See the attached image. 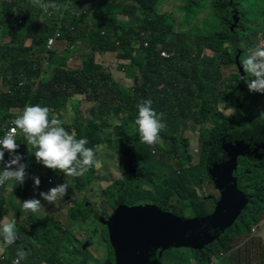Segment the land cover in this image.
<instances>
[{"label": "trees", "instance_id": "16d2710c", "mask_svg": "<svg viewBox=\"0 0 264 264\" xmlns=\"http://www.w3.org/2000/svg\"><path fill=\"white\" fill-rule=\"evenodd\" d=\"M160 1L90 0L82 4L78 0H44L47 4L60 6L59 10L52 7L44 10L34 7L30 0H0V136L8 129L7 119H11L13 113L26 105L37 104L50 109V118L57 114V118L64 121L65 129L72 130L77 139L86 138V146L94 150L95 156H98L99 147L104 142L102 132L108 128L111 130L109 147L113 153L109 151L112 155L105 161L107 166L108 163L113 167L125 166V175L132 171L137 178L138 173L140 182H151L159 171L167 183L166 176L171 174L169 179L174 182L175 198H185L184 202L201 216L206 213L204 202L212 198L198 194L201 182L209 180L206 172L209 152L223 138L230 142L244 138L239 125L232 127L235 120L231 119V113L226 114L223 108L238 111L250 98L253 97L252 103L255 101V93L246 91L239 75L233 80L239 93L221 91L222 72L234 67L236 58L242 55L239 48L248 46L251 38L257 45L258 35L263 33L255 31L250 23H257L258 29L264 31V17L250 18L251 13L243 6L250 0H168L158 10ZM182 5L184 8L179 11L178 18L177 12ZM50 11L52 15H49ZM18 19L21 24H17ZM197 20L200 24H196ZM58 24L62 41L70 42L72 52L76 50L77 41L89 46V53L80 66L68 71L51 70L52 59L57 61L53 53L55 48L47 51L46 64L41 63L47 36L55 31ZM27 41L30 43L26 45ZM227 42L231 43L228 48L225 46ZM145 43L148 46H144ZM161 50L171 53V57H160ZM106 58L115 59L109 60L110 71L104 70ZM116 62L127 70L125 75L133 83L130 87L112 78L111 71L116 68ZM133 68L138 73H133ZM46 74L49 79L44 81L41 77ZM227 80L232 82L231 74ZM22 81L26 82L20 86ZM222 96L226 100L222 101ZM69 98L91 103V106L83 113L74 107L75 117L71 118L67 107L65 109V105L58 104L59 101L67 102ZM141 99L152 100V108L158 114H164L162 123L166 125L159 133L162 142L151 146L149 155L138 131L133 128L138 114L136 105ZM245 107L250 115H254L251 121L256 131L260 129L257 138L262 141L263 118L255 114L251 106ZM188 123H192L198 132L194 146L200 148V159L196 164L192 163L193 139L185 135ZM17 144V154L27 165L28 177L23 184L8 181L0 186V219H15L21 238L4 249L0 264H13L16 252L21 248L29 253L21 264H89V261L95 264L85 252L84 242L80 245L77 238V233L90 231L89 223L98 214L89 210L90 204L71 198L60 212L44 204L43 200V208L39 212L32 213L22 208L23 201L33 197L40 199L39 192H46L64 182L70 185L65 199L71 197L70 192L84 190L86 194V188L88 197H95L97 201L99 190L95 183L99 178L95 162L83 176L68 177L37 163L35 149L30 145L21 144L18 140ZM145 157L148 162L155 161L170 169L154 166L145 171L138 167L146 161ZM8 159L9 153L5 152L4 161ZM243 162V166L253 163L249 159ZM0 170H3V163H0ZM33 176L40 178L38 188L31 179ZM121 183L122 180H115L111 188L104 191L108 207L112 208L117 203ZM261 190H264V184H259L251 204L242 211L250 214L246 234L250 233L251 225L264 219ZM52 212L63 214L68 227ZM150 212L152 210L136 213ZM239 217L241 214L238 220ZM152 225L142 227L144 232L137 231V237L144 239L143 246L152 243L154 247H162L170 242L169 232L160 225L154 224L156 235L152 236ZM235 239L236 234L233 233L221 236L216 242L230 255L219 260L220 264H252L253 259L247 249H232ZM141 249H138V255L149 248ZM184 250H174V264L182 262L181 255L185 264H191L190 256H186ZM192 255L196 256V253ZM115 256L117 264H122V258ZM197 259L200 264H210V259Z\"/></svg>", "mask_w": 264, "mask_h": 264}, {"label": "clouds", "instance_id": "9594fccd", "mask_svg": "<svg viewBox=\"0 0 264 264\" xmlns=\"http://www.w3.org/2000/svg\"><path fill=\"white\" fill-rule=\"evenodd\" d=\"M30 2L34 7L44 10L49 7L56 10L60 8L59 5L55 3L47 4L44 0H30ZM56 35H59V33ZM57 41H62L61 34ZM239 64L243 72L247 74L246 77L240 78L244 79L249 91L264 94V42L248 48L246 54L240 57ZM25 82L22 81L20 86H23ZM136 107L138 114L133 122V128L138 131L140 141L149 146L161 143L159 133L166 127L162 123L164 114H158L152 108L151 99H141ZM15 113H17V116L11 121L12 127L0 136V163H3V170H0V186L5 185L8 181H16L19 184H23L28 177L26 172L27 165L21 162L23 157L17 154L19 148L17 140L21 144L26 143L35 149L34 156L37 163L42 164L47 169L59 171L65 176L81 177L93 166L95 153L92 148L86 146L88 140L86 138L77 139L74 133H70L65 129L63 126L64 121L61 119L50 118L49 108L42 107L39 104L26 105ZM17 133H22L26 141L21 140L19 136L16 137ZM5 152L9 153L7 162L4 161ZM31 179L34 182V186L38 188L40 178L33 176ZM69 188L70 185L66 182L57 184L46 192H39L40 199L33 197L23 201L22 208L24 211L32 213L39 212L43 208L41 200L46 201L48 204L56 205L63 201V198L68 194ZM262 225H264L262 222L253 224L250 233H245L235 239L232 249L236 251H241L240 248L251 250L259 236ZM20 238L15 220L9 221L6 217L0 219V252L15 244ZM244 239H248V241L241 244ZM161 250L163 252L167 249L163 250L162 248ZM174 250L179 249L174 248ZM220 252L227 253L228 251L221 250ZM28 254L22 248L18 249L13 264H21V261L25 260ZM226 257L227 255H220L219 260Z\"/></svg>", "mask_w": 264, "mask_h": 264}, {"label": "rangeland", "instance_id": "374dc122", "mask_svg": "<svg viewBox=\"0 0 264 264\" xmlns=\"http://www.w3.org/2000/svg\"><path fill=\"white\" fill-rule=\"evenodd\" d=\"M78 1L81 2L82 4H84L86 2H89L90 0H78ZM165 1H168V0H161L160 1V4L157 6L158 10H160L162 8L163 3H165ZM243 6H244L245 10H247L249 13H251L250 18L257 19L258 17H264V0H250L249 4H243ZM183 8H184V5L179 7L178 12H177L178 18H179V11L182 10ZM195 9H196V6H195ZM206 14H207V12L205 13V15ZM202 16H204V14L201 15L200 17H202ZM21 22L22 21L20 19L17 20V24H21ZM94 22L97 23L96 20H94ZM196 24H200V22L197 20ZM250 26L253 29H255V31L263 33V36L261 33H259L258 41L260 39V41L264 42V31H260L258 29L257 23H250ZM10 38L11 37L5 39L4 42H7ZM251 39H252V42H250L248 44V46H244V47L239 48L242 55L246 54V50L248 49V47L249 48L254 47V45H255L254 41L255 40L253 38H251ZM64 41H65L67 47H69V45H70L69 42L66 40H64ZM258 41H257V44H258ZM28 43H30V42L29 41L25 42L26 45ZM259 43H261V42H259ZM53 45L54 46L57 45V40L53 43ZM230 45H231V43L225 44V46L227 48L230 47ZM76 55L85 59L86 52L83 49H81V50L76 52ZM239 59L237 60V62L233 68L223 70L222 81H221V83H222L221 91L224 90V91H227L231 94H235L237 92L239 93V88H235L237 86L233 83L234 77H236L238 75L240 77H246V75H247L243 72V69L239 64ZM108 63H109V60L106 59V64H105V68H104L105 71L106 70L110 71L112 68L111 65ZM133 69H134V70H132L133 73H135V72L138 73L137 69H135V68H133ZM115 70L119 71L121 74L120 67H119V64H117V62H116ZM125 71L127 72L126 69H125ZM229 74H231V76H232V82L227 80ZM249 78H251V77H249ZM223 80H227V81L224 82ZM241 81L245 85L246 91L250 92L248 87H247V84L244 81V79H241ZM1 90H2V86L0 87V91ZM254 93H256V92H254ZM245 96H247V93L245 94ZM221 98H222V101H223V99H225L224 96H222ZM254 98H255L254 104H257V105L252 104V102H253V97H252L248 101H246V103L243 106H245V105H248L249 107L251 106V108L253 109V112L255 114L264 118V94L257 93V95H254ZM76 101H77V99L69 98L67 102L64 103L63 101H59L58 104H62V107H63V105H65V109L67 107L66 111H69L70 117L74 118L75 113H76V110L74 107H78V110L83 113L91 106V103L76 102ZM223 112H225L226 114L231 113V119L235 120V122L232 120L233 121L232 127H235L236 124L240 126L241 133L244 136V138H242L243 142L246 145H248L249 147H251V150H253V148H252L253 142L255 140H258V138H257L258 132L255 130L256 126L251 121V118L254 115L248 114V112H245L242 108H239L238 111H233V110L231 111L229 109L223 108ZM57 116L58 115L55 114V115H52L51 117L57 118ZM187 128H188V130L185 133V135L190 136L193 139V142L191 143V150H192L193 155H194L192 163L196 164L200 159V148L197 146H194L198 132H196L197 130L195 129V126L192 123H188ZM69 132L73 133L72 130L71 131L69 130ZM233 133H235V132H233ZM102 137H103L104 142L102 145H100L99 150H98V156H95L94 162H95V168H96L98 178H99L98 179L99 183L109 184V183L114 182L117 178H122V174L119 172V167H113L111 163H108V166H107V168L109 167L108 169H105L103 167H99L102 165L103 162H105L107 160L108 156L112 155L111 153H113V150L111 149V147H109L110 146V139H111V130H108V128L106 130H104L102 132ZM145 145H144L146 147L145 151H147L146 153L149 155L148 152H150L151 146H149L147 144H145ZM108 148H109V150H108ZM96 157H97V159H96ZM145 159H146V157H145ZM154 166L162 167L164 170L170 169L169 166H162L160 163H157L155 161L148 162L147 159L143 163V165H138V167L143 168L145 171L146 170L150 171V168L154 167ZM239 175L242 176V178L237 183V187L244 194H246L249 197V201L251 202L253 200L252 196H253L254 192L257 190V188L259 187V184L260 185L264 184V163H259V164L251 163L248 167L240 169ZM158 178L162 179L163 175L159 174ZM243 185H246V186L243 187ZM205 186H206L205 190L208 193L210 192L214 197L218 196L217 189L213 188L211 185L208 186V184H205ZM244 188L247 190H244ZM146 191H147V185H145V184H144V187L141 188V190H138L137 188H135L129 194V199H131L132 202H135L139 199L153 200L151 195H148L146 193ZM247 191H249V192H247ZM260 194L264 195V190H261ZM69 195H71L70 201L72 198V199H75L77 202H84V203H88L90 205H91L92 201H96L95 197H91L90 199H88V198H86L85 193L83 194L82 192H79V191L78 192L75 191L73 193L70 192ZM2 199H3V197H2ZM4 199L6 201V197H4ZM12 201L15 202V199L12 198ZM44 202H45V204H48L46 201H44ZM48 205L52 206L57 212H60L64 208H66L67 200L65 198H63V201L56 204V205H51V204H48ZM216 209H217V205L215 207V210ZM213 210H214V203L210 200L207 204V212L206 213H211ZM174 211L177 212L178 208L174 209ZM52 214L54 216H56L57 218H59L66 225V227H68L63 214L56 213V212H52ZM185 214L188 217H192L195 215L192 208H190L189 206L186 208ZM12 220H15V219H12ZM235 222H236L235 225H232L230 227L227 234L230 235V234L235 233L236 238L241 237L248 230V225L250 224V214L248 212H242L241 217H239V220L237 219ZM261 222L264 224V219ZM90 224L93 227V230L95 232L98 231V224L96 223V220L91 221ZM77 236H78L77 238L79 240L85 239L84 242H85L86 247L84 248V250L87 251V253L91 257H93V260L99 261L100 263L103 264L104 263L103 256H102L103 252L101 249H98L96 247V245L93 246L94 238L84 237V232L77 233ZM259 236L256 239V240H258L257 243L256 242L254 243L253 247L250 250V253L248 254L253 259L252 264H264V225H262V227L260 229ZM99 239H100V236L98 237V240ZM207 246L208 245H205L202 249H197V250H192V249L190 250V249L185 248V251L187 252V254L185 253V255L190 256L189 259L191 261V264H200V262L197 258L200 259L201 257H203L205 259H211L214 254H217L221 250L219 245H216V244H214L210 247H207ZM3 252H4V250L2 252H0V257H1ZM194 253H196V256L192 255ZM181 256H182L183 260L180 264H185L184 256L183 255H181ZM229 256L230 255H228V257ZM89 264H94V263L89 261ZM95 264H99V263L96 262ZM210 264H220V261L212 262V260H210Z\"/></svg>", "mask_w": 264, "mask_h": 264}, {"label": "flooded vegetation", "instance_id": "af4514ba", "mask_svg": "<svg viewBox=\"0 0 264 264\" xmlns=\"http://www.w3.org/2000/svg\"><path fill=\"white\" fill-rule=\"evenodd\" d=\"M259 42H262V41H260V39H259L258 43ZM227 43H229V42H227ZM246 52H247V50H246ZM254 95H257V94L255 93ZM252 104L257 105L254 103H252ZM240 108H242L245 112H247L245 106H242ZM262 121H264V118L262 119ZM262 129L264 130V127ZM257 131H260V129L257 128ZM257 143L258 142H253L254 146H256ZM228 159L229 158L227 155H220L218 157L217 162L219 164H221ZM246 159L247 158H245V157L239 159V165H238L237 171H235L232 175V177L234 178L236 183H238L240 181V179L242 178V176L239 175L240 169L242 167L245 168V167H248L250 165V162H248V164L246 166H243V163H244L243 160H246ZM253 163L257 164L256 162H253ZM99 167H103L105 169L109 168V167L107 168V164L105 162H103L102 165ZM124 167L125 166L119 168V172L122 174V178H117L116 180H122L121 191H120V196L117 198V203L112 208L108 207L107 203H105V198L103 197V195H104V191L111 188V186L114 184L115 181L112 183H109V184H104V183H99V182L95 183V185L98 186L99 192L97 194V201L91 202V209H89V210L90 211L94 210L98 213L95 216L96 223L98 224V231L95 232L93 230V227L89 223L90 231L84 232V237L94 238L93 246L96 245V247L98 249H101L103 252L102 253L103 260H104L103 264H117L116 256H115V255H117V251L114 247V241L111 238V225H110L109 221L116 214L117 208L119 207V213H120V216L122 217L121 222H120V232H121V234L125 233L122 237V241L120 244V257L123 260L122 264H174V255H173L174 248H169L166 251L161 252L162 251L161 249L163 248V246L157 247V248H152V249L151 248L148 249V246H143L144 239L140 240L137 237V228H135V223L137 221V217H141V216L145 217L149 214L154 215L155 213L161 214V212H162L164 214L176 215L177 220L182 221L183 223H185L186 221H190L192 223V225H194V227L198 228L200 231L205 230V229H210V232H211L213 230V228H211V219L213 218V215L215 214L214 210H215V207L217 205V202L221 198L222 191L218 190L216 188L215 183L209 178H208L209 180L204 179L201 182L200 187L198 188V194L200 196H202L204 194L205 197L211 196L212 198L210 200L214 203V210L211 213H205L201 216H198V215H196V212L193 209V207H191L189 204H186L184 202L185 198H183V199H180V198L176 199L175 198L174 182L171 179H169L171 174H168L166 176V178L168 180L167 183L164 182L165 178H164L163 173H160L159 171H157L155 173L151 182H148V181L140 182L137 180L138 173H137V178L134 176L132 171L130 172V174L128 176H126L124 173ZM220 170H223V169L220 168ZM159 174L163 175L162 179L158 178ZM207 177H208V175H207ZM48 182H51V179H48ZM144 184L147 185L146 193L148 195H151L153 200L139 199L135 202H132V200L129 199V194L135 188H137L138 190H141V188L144 187ZM205 184H208V186L211 185L213 188L217 189L218 196L214 197L210 192L208 193L205 190V188H206ZM84 189L86 190V198L90 199L88 197L89 194L87 193V189L86 188H84ZM82 193L84 194V190ZM247 198L249 199L248 196H247ZM69 199L70 198H66L67 205H68ZM210 200L204 202V204H203L204 212H207V204ZM44 204H45V202H44ZM250 204H251V202L247 205V207ZM188 206L190 208H192V210L195 214L192 217H188L185 214V210ZM176 208H178L177 212L174 211V209H176ZM150 210H152V213L141 214L138 216H129V214H131V213H136V212H140V211H150ZM169 215L167 216V218H169ZM196 219H201V220L204 219V220L200 223V225H197L195 223ZM251 226H253V225H251ZM163 227L164 228L167 227V229H168V227H169L168 219H167V223L166 222L163 223ZM140 228L145 231V228H142V227H140ZM229 229H230V227L224 231L217 233V238L214 239L211 243H209L207 247H210V246L216 244V242L220 240L221 236L227 235V232ZM99 236H100V239L98 240ZM84 240L85 239L80 240V245L84 242ZM247 241H248V239H244L241 242V244H243ZM169 243L170 242L166 243L165 245H169ZM84 244H85V242H84ZM141 246H143V247H141ZM139 248H142L141 250H144V249H148V250H146L143 253H141L140 255H138V249ZM182 249L184 250L185 248H182ZM186 249H188V248H186ZM240 250L245 251L244 248H240ZM85 252H87V251H85ZM185 252L186 251L184 250V254H185ZM220 253L221 252L219 251L217 254H214L210 260H212V262L219 261ZM249 253H250V250H248V254ZM87 255H89V254L87 253ZM91 259H93V257H91ZM95 262L102 264L99 261H95Z\"/></svg>", "mask_w": 264, "mask_h": 264}, {"label": "water", "instance_id": "95a60500", "mask_svg": "<svg viewBox=\"0 0 264 264\" xmlns=\"http://www.w3.org/2000/svg\"><path fill=\"white\" fill-rule=\"evenodd\" d=\"M238 57L236 60H238ZM261 130L263 132L262 141H260V139L254 141L258 143L256 146H254V144L252 145L253 150H251V147L246 145L243 140H234L230 142L228 138H223L218 141L209 152L206 166L207 175L208 178L215 183L216 188L222 191L221 198L217 202V209L211 219V228H213L211 232L210 229L200 231L198 228L194 227L190 221L183 223L177 220L176 215L169 214L137 217L135 224L137 231L144 232L140 227H149L153 224L150 233L152 236H155L156 227L154 224L163 227V223H167L168 219V229L167 227L163 228L170 234V243L169 245H164L163 250L170 247L175 249L188 248L197 250L202 249L205 245H208L216 239L217 233L231 227L250 203L247 196L237 187V183L232 175L237 171L240 158L246 157L250 161L258 163L264 161V130L262 128ZM220 155H227L229 159L219 164L217 160ZM220 168L223 170H220ZM138 215H141V213H136L133 216ZM168 215L169 218H167ZM203 220L204 219H196L195 223L200 225ZM109 222L111 224V238L114 241L117 255L120 256V244L124 234L120 232L121 218L119 208ZM151 246H153L152 243L148 248H151Z\"/></svg>", "mask_w": 264, "mask_h": 264}, {"label": "crops", "instance_id": "0c3cea01", "mask_svg": "<svg viewBox=\"0 0 264 264\" xmlns=\"http://www.w3.org/2000/svg\"><path fill=\"white\" fill-rule=\"evenodd\" d=\"M51 34L52 33H50V35ZM50 35H48L47 37H49ZM69 44H70V42H69ZM75 46H76V50L73 52L70 50L69 47H67L65 41H57V45L56 46L52 45L51 49H48L47 46H45V50L43 51V57L41 58V63L44 64L46 62V57L48 55L47 51L55 48L53 53H54V58H56L57 61L53 62V59H52L51 70L52 69H59V70L68 71V70H71L73 68L79 67L81 61L84 60V58L77 56L76 52L83 49L87 55L89 53V46L87 43H83V42H79V41H77L75 43ZM63 58L65 60L60 61V59H63ZM106 59L115 61L114 58H106ZM119 67H120V65H119ZM120 71H121V74L119 71H116L115 69L112 70L111 71L112 78L115 79V81L118 82L119 84H121L125 87H130V85L132 84V80L130 78L126 77L125 70L123 68H120ZM41 79L46 81L49 79V75H47V74L43 75L41 77ZM37 83H38V81H36V84Z\"/></svg>", "mask_w": 264, "mask_h": 264}, {"label": "built area", "instance_id": "2783aa9c", "mask_svg": "<svg viewBox=\"0 0 264 264\" xmlns=\"http://www.w3.org/2000/svg\"><path fill=\"white\" fill-rule=\"evenodd\" d=\"M53 13H52V11H50L49 12V15H52ZM57 33H59V35H56ZM101 34H103V32L101 33ZM60 38V31H59V24L57 25V28L55 29V31H54V33H53V35L51 36V37H49V38H47V41H46V46H47V48H51L52 47V45H53V43L56 41V40H58ZM144 46H148V44H144ZM160 56L162 57V58H170L171 57V54L170 53H168L167 51H165V50H162L161 52H160ZM23 110V109H22ZM21 110V111H22ZM17 116V113H15V114H13V117L11 118V119H7V122L9 123V127H8V129L10 128V127H12V124H11V121H12V119H14L15 117ZM7 129V130H8ZM6 130V131H7ZM6 131H5V133H6ZM4 133V134H5ZM17 136H19V138L21 139V140H25V138H24V136H23V134L22 133H17V135H16V137ZM26 141V140H25ZM50 181V180H49ZM220 255L221 256H225V255H228V252L227 253H225V252H221L220 253ZM0 260H2V257H0Z\"/></svg>", "mask_w": 264, "mask_h": 264}]
</instances>
